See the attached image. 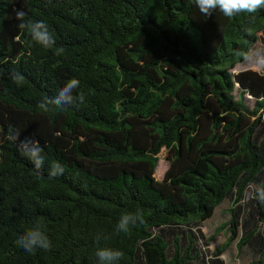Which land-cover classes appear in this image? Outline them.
Masks as SVG:
<instances>
[{
    "label": "trees",
    "instance_id": "trees-1",
    "mask_svg": "<svg viewBox=\"0 0 264 264\" xmlns=\"http://www.w3.org/2000/svg\"><path fill=\"white\" fill-rule=\"evenodd\" d=\"M21 9L63 54L18 27ZM259 41L264 9L226 17L202 15L195 0H0V264H97L103 247L123 252L119 264H226L236 237L238 253L264 264V204L252 194L264 185V74L233 71ZM72 78L83 101L38 107ZM13 133L44 149L42 175ZM53 161L65 170L49 178ZM225 199L218 228L229 236L211 249L202 223ZM138 211L142 222L116 231ZM38 223L51 248L26 252L17 240Z\"/></svg>",
    "mask_w": 264,
    "mask_h": 264
},
{
    "label": "clouds",
    "instance_id": "clouds-1",
    "mask_svg": "<svg viewBox=\"0 0 264 264\" xmlns=\"http://www.w3.org/2000/svg\"><path fill=\"white\" fill-rule=\"evenodd\" d=\"M195 5L204 16H210L219 10L224 16L233 17L241 13H257L258 10L264 9V0H195ZM15 15L16 19L20 21L18 27L26 29L32 41L46 49H54L57 55L63 54L64 48L56 47L55 38L46 23L43 21H26V13L22 9L16 10ZM243 60L253 63L257 68L264 69V47L251 49L243 56ZM11 79L17 84H22L25 81L24 75L19 72H14ZM79 86L80 81L78 79L68 80L55 95L43 96L38 107L44 112L55 113L67 105L75 103L76 100L83 101L82 94L78 97L74 96V92ZM11 139L13 142L19 141L18 151L20 155L27 157L34 169L42 175L46 158L43 155L44 149L39 142L28 137L20 140L18 133H13ZM64 170V166L59 161H53L48 165L47 174L49 178H55L63 175ZM252 194L260 204H264V185L257 186ZM142 221V213L139 211L135 214L125 213L118 221L116 231L127 233L130 224ZM17 245L26 252L34 253L37 249L49 250L51 241L43 225L38 223L18 238ZM96 257L97 264H119L123 258V252L111 247L97 248Z\"/></svg>",
    "mask_w": 264,
    "mask_h": 264
},
{
    "label": "rangeland",
    "instance_id": "rangeland-1",
    "mask_svg": "<svg viewBox=\"0 0 264 264\" xmlns=\"http://www.w3.org/2000/svg\"><path fill=\"white\" fill-rule=\"evenodd\" d=\"M264 47V44L262 41H259L254 48H261ZM253 48V49H254ZM244 69H253L256 70L262 74H264V69L257 68L253 63L251 62H243L239 63L235 66L234 72L244 70ZM244 102L249 105L250 107L253 106L254 99L251 98L249 95L244 96ZM168 167V162L161 158L156 166L155 169V176L156 178L160 179L163 177L164 172L166 171ZM247 199L245 198L244 201ZM231 201L228 199H225L218 207L215 208L212 216L208 219H206L202 223V230L204 234L210 238V248L213 249L227 241L229 233L226 228L223 230H220L218 228L219 225H222L224 222H226L229 218L228 214V207L231 205ZM238 241V237L233 239L228 243V245L225 248V251L221 255V257L224 259L226 264H258L257 257L253 255L250 251H248L247 247L243 246L242 251L238 253L237 248L235 246V243Z\"/></svg>",
    "mask_w": 264,
    "mask_h": 264
}]
</instances>
